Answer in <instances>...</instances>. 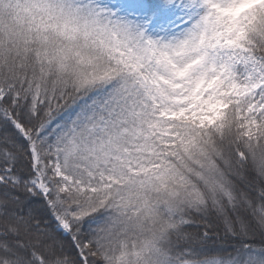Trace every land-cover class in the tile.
Returning a JSON list of instances; mask_svg holds the SVG:
<instances>
[{
	"label": "snow or ice",
	"instance_id": "1",
	"mask_svg": "<svg viewBox=\"0 0 264 264\" xmlns=\"http://www.w3.org/2000/svg\"><path fill=\"white\" fill-rule=\"evenodd\" d=\"M0 264H264V0H0Z\"/></svg>",
	"mask_w": 264,
	"mask_h": 264
}]
</instances>
